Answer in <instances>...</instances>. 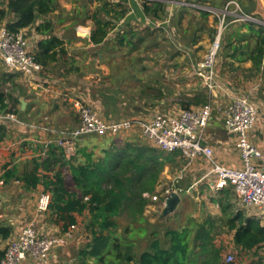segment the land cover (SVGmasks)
<instances>
[{"label":"rangeland","instance_id":"rangeland-1","mask_svg":"<svg viewBox=\"0 0 264 264\" xmlns=\"http://www.w3.org/2000/svg\"><path fill=\"white\" fill-rule=\"evenodd\" d=\"M105 1L114 3V0ZM135 1L141 2V0ZM168 1L165 2L169 3ZM209 1L211 0H174V4L178 2L175 7L177 10L171 11L169 9L170 5L167 4L169 15L163 22L157 21L148 25L132 21L126 26L124 21L121 20L116 23V28L109 32L105 43L96 47V53H100L101 56L94 57L93 55H86V52L90 51V54L92 53L90 48L93 45L89 44L84 38L85 34L81 32L82 28L77 27L76 31L79 34L77 36L73 27L84 25L85 32H91L93 24L90 17L96 13L102 2L99 0H56L54 11L44 18H38L36 23L40 24L43 20L52 22L53 32L56 31V33L64 35L68 41L72 42L68 45L69 52L77 58L76 66L78 68H75V73L73 72L72 75L67 76L70 78L62 80L63 76H60L68 68L57 64L51 73L52 80L56 81L54 82L56 87L70 88L74 86L76 88V94L72 95L74 99H81L94 108L100 116L116 121L124 119L146 120L158 112L172 113L185 110L184 107L187 104H190L188 109H194L199 107L192 104L194 97L200 92L205 93L208 95V103L213 108L211 120L205 130L206 142L212 144L209 145L214 149L215 146L220 147L221 145L217 141L221 139L224 132L223 107L232 98L238 96H246L259 106L258 101L264 99V85L261 81L262 74L255 73L250 68L249 62H232L231 59L227 58V55H229L227 53H232V50L228 49L224 53L222 49L226 37L234 34L240 24L231 14L234 12L232 8L228 10L231 13H226L228 14L226 16H232L233 19L228 21L225 18L227 26L221 31L222 39L220 38L221 41H219V51L216 58L215 68L220 89L216 96H212L203 87L197 74V66L218 34V27L222 18L221 12L224 11L229 0H216L219 2L220 8L224 6L222 10L212 8L208 3ZM248 1H250V6L253 7L255 13L264 19V0ZM0 2L4 7L8 0H0ZM179 6L214 13L209 16L210 19L208 17L205 20L196 11H189L185 14L181 27L177 28L174 22L176 18L174 17L179 12ZM99 17L109 19L103 13H99ZM56 18L62 19L63 23H55ZM12 20L13 15L8 14L0 27H6L8 22ZM72 20L73 23H71ZM68 22L69 24L64 27L63 24ZM200 24H203V28ZM121 30L135 33L131 38L133 46H128L125 43L123 45L119 44V36L123 34ZM211 30L216 31L214 38H212ZM21 31L25 34L28 50L32 52L40 38L35 33V25ZM239 32L243 33L245 29L242 28ZM127 37H131V34L128 33ZM138 39H142L143 42L139 43ZM78 40L81 41L76 43ZM76 69H79V71L77 72ZM8 75L11 74L7 72L0 59V85L3 84L4 79L9 77ZM12 75L17 76V78L20 77H18L19 74ZM52 101L54 103L57 99ZM57 105L60 107L59 111L53 113L52 119L56 128L70 129L76 127L79 121L72 103L62 101V98H60ZM18 134L19 136H16L15 142L17 143L16 153H18L19 158L13 157L10 162L5 161L4 163L12 164L17 171L29 170L32 168V160L35 159V155L40 150V144L24 141L20 137L22 134ZM140 142L147 143L136 129L114 137L87 136L72 141L69 147H63V149L69 157L71 156V163L76 165L82 163L85 159L78 151L80 149L92 152V158L99 159L105 156L104 150L110 151L114 145L116 148H121L126 143L137 144ZM168 165V170L172 174L171 183L166 184L169 180L164 176L162 177L163 174L160 175L158 181L162 188L174 185L173 188L179 192L181 202L172 214L164 216L162 202L148 199L149 203L143 212L144 221L133 223L134 227L145 229L144 236L136 240L140 249H144L146 243L152 240V233H156L161 243L167 246V239L164 238L166 231L181 229L190 223L189 220H203L207 216H221V212L218 216L210 214H213L217 209L214 202H210V200L216 201L218 199L217 192L203 189L202 192L205 191L203 195H197L196 191H190L186 195L183 194V191L191 185L192 179L187 174L185 175L186 161L180 155L174 156ZM65 177L68 186H70L67 172ZM0 181L2 182L1 176ZM41 188L26 191L23 189L21 182L14 180H11L8 185L0 184V227L11 229V235L7 240L2 239L0 236V250L13 238L20 227L30 223L34 225L40 234L49 235L60 232L59 230L54 231L55 227L51 226L52 221L47 213L38 214L35 211L37 196ZM158 189L160 190V187ZM157 190L155 188L154 192L149 195L151 197L157 195ZM126 214L122 213L116 218L118 224L117 234L123 233L124 227L128 223ZM77 221L78 225L72 239L68 241L67 245L56 251L55 261L48 260L47 263L42 264H85L81 260L80 252L85 249L91 239L90 232L86 228L90 216L85 212L83 215L77 216ZM224 233L225 230L222 226L215 238L216 246L222 249L221 264L224 263V256L228 253L234 256L233 264H264V246L255 251L243 252L235 246H230L226 236L221 239L220 236ZM31 264L37 263L33 260ZM87 264H93V260L91 258L87 259Z\"/></svg>","mask_w":264,"mask_h":264},{"label":"trees","instance_id":"trees-1","mask_svg":"<svg viewBox=\"0 0 264 264\" xmlns=\"http://www.w3.org/2000/svg\"><path fill=\"white\" fill-rule=\"evenodd\" d=\"M99 1L102 4L90 17L93 29L86 39L94 46L103 45L109 32L116 28V23L124 19L129 12L127 0H117L114 3ZM141 1L142 12L148 19L163 22L168 17L165 0ZM208 3L216 10L224 8V6L220 8L216 0ZM237 3L240 8L239 14L249 16L254 21H239V27L234 34L226 37L222 49L224 53L228 49L232 50V53H227L229 54L227 58L232 62H249L255 73L264 74V19L255 13L250 1L237 0ZM55 6L56 0H8L4 7L0 2V24L8 14H12L13 20L6 25L8 30L17 32L35 25V33L43 36V39L37 41L32 54L35 61L44 69L58 64L67 52L66 41L53 35L52 22L43 20L40 24L36 23L38 18H44L52 13ZM178 10L174 17L177 28L181 27L186 13L196 11L194 8L184 6H179ZM196 12L205 20L212 14L204 10ZM99 13H103L109 19H102ZM226 19L229 21L233 18L226 16ZM200 26L203 28V24ZM77 27L85 26L73 27L75 35L79 36ZM242 28L245 32L240 33ZM122 32L119 44L133 46L131 38L135 33ZM128 33L131 34L129 38ZM215 34L216 31L211 30L212 38ZM138 41L143 42L142 39ZM208 100V95L200 92L194 97L192 104L202 106L207 104ZM15 103L18 104V101L15 100ZM189 105H185L184 108L188 109ZM1 111L13 114L26 112L20 109L14 111L7 109L4 94L0 91ZM5 137L6 128L0 125V142ZM78 151L85 159L75 165L71 163V156L66 154L65 149L52 145L45 157L33 160L32 171L17 177L14 169H8L4 172L3 180L4 183H8L9 180L16 178L26 191H34L42 185L44 191L49 192L51 197L46 213L62 232L77 224V216L85 212L89 214L90 221L86 228L91 239L80 252L81 260L85 264L89 258L93 260V264H221L222 249L216 246L215 238L222 226L229 231L234 230L233 243L240 251L251 252L264 246V227L258 220L243 218L240 213L228 219L226 214L228 205L220 204V217L207 216L203 220H189L190 223L181 229L166 231L164 238L167 239V246L161 243L156 233H152L153 238L146 243L144 249L138 248L136 240L144 236L145 229L134 227L133 223L144 221L143 212L149 200L144 198L143 194L154 192L165 165L178 153H165L141 142L126 143L121 148L114 145L110 151L104 150L105 156L99 159H93V153L86 152L85 149ZM39 170L44 174L41 175ZM66 172L69 175L70 186L66 182ZM122 213H127L128 223L123 233L117 234L116 218ZM10 234L11 229L0 228L2 239L6 240ZM2 257L3 251L0 250V260Z\"/></svg>","mask_w":264,"mask_h":264},{"label":"built area","instance_id":"built-area-1","mask_svg":"<svg viewBox=\"0 0 264 264\" xmlns=\"http://www.w3.org/2000/svg\"><path fill=\"white\" fill-rule=\"evenodd\" d=\"M263 1V0H261ZM231 7V8H230ZM234 10L231 13L230 9ZM233 14L236 21H254L240 13L237 0H229L218 27V34L202 61L197 66V74L209 95L216 96L220 89L217 82L216 58L219 50L221 31L225 28L226 13ZM214 13V12H211ZM82 28V27H80ZM86 28H82L85 35ZM0 59L4 66L24 78L37 80L44 68L38 64L28 50V43L23 31L12 32L5 26L0 27ZM72 106L78 117V124L72 129H55L44 123L27 124L33 131H43L52 138L43 143L42 157L50 146L69 147L72 141L87 136L114 137L134 130L140 132L145 142L165 153H178L185 161L186 168L198 159H204L210 166L212 179L210 189L221 190L231 186L241 205L253 209L264 226V153L249 139V134L257 121V111L246 96L232 98L223 107L224 128L235 138L234 144L239 155V166L221 165L215 159L214 150L206 144L205 130L211 120L213 108L210 103L194 109H185L172 113H155L146 120L124 119L111 120L98 114L89 104L81 99H73ZM10 120L23 125L13 113L0 115V121ZM174 186V185H173ZM173 186L161 188L157 195L144 193L143 197L152 201H165L179 192ZM50 193L42 191L36 203V212L46 213L50 203ZM87 200V198H85ZM76 225L64 232L44 235L38 233L32 223L25 225L19 233L5 245L0 264H21L27 257L47 263L52 253L67 245L73 237ZM223 264H233L234 256L228 253Z\"/></svg>","mask_w":264,"mask_h":264},{"label":"crops","instance_id":"crops-1","mask_svg":"<svg viewBox=\"0 0 264 264\" xmlns=\"http://www.w3.org/2000/svg\"><path fill=\"white\" fill-rule=\"evenodd\" d=\"M113 2H117V0H114ZM168 2L169 3H167V4L170 5L169 6L170 8L169 7L168 8L171 11L177 10L175 7H176V4H178V2H176L175 4L173 3L174 0H169ZM141 3H142V1L141 2H137L135 0H128L127 1V5L129 7V12L127 13L126 17L124 19H122V22L124 21L125 25L127 23L132 22V21H138V22L145 23L148 25L150 23L153 24V22L154 23L157 22V21H152V20L148 19L143 14ZM79 9H81V8H79ZM166 10H168V9L166 8ZM209 19H210V17H209ZM56 20L54 21L55 23H57V22L63 23L62 19L59 20L56 18ZM64 20H66V19H64ZM208 22H210V21L208 20ZM68 24H69V22L65 23L63 25H64V27H66V25H68ZM92 29L93 28H91V30ZM53 35L63 39V41H66L67 52H66V55L59 61L58 65L61 64L63 67L68 68L66 72L61 74L60 77L63 76L61 79L63 80L66 78H70L67 76L72 75L73 72L75 73V71H74L75 68H78L76 66L77 65V63H76L77 58L75 56L71 55L69 52L68 45H70V43H72V42L68 41L64 35L56 33V31L53 32ZM39 37L40 38L38 39V41L43 39V36L39 35ZM88 37H89V34H86L84 38L87 39ZM79 41H81V40L76 41V43ZM96 47H98V46L93 45V47L90 48L92 53L90 54V51H89V52H86V55L87 54L89 56L93 55L94 57L95 56H101L100 53H96V51H95V50H97ZM70 48H71V46H70ZM56 65H52L48 69H44L40 78H38L37 80L24 78L21 74L10 72L6 68L7 72L11 75H8L9 77L7 79H4L3 84L0 85V91L4 94L5 103L7 104V109H10L12 111H14L16 109L21 110L20 101L24 100L26 103V106H25V109L21 110V111L26 110V112L24 114H14L17 117V119L23 123V125L17 124L15 122L10 121V120L0 121V125H3L6 128V137L4 138V140L2 142H0V176L2 178V182L0 181V184L8 185L11 180L20 182L19 180H16V178H14V179L9 180L8 183H4L3 175H4L5 170L14 169L17 177H19L20 175H22L26 172L32 171V169L34 167V164H33L34 159L32 160V168L29 170L23 169L21 171H17V169L14 168V166L12 164L4 163L5 161L10 162L13 157L19 156L18 153H16V151H17L16 144L17 143L15 142L16 136H19L18 133L22 134L20 136L22 138V140L28 141V142L34 143V144H40V150L35 155L36 156L35 159L42 157L41 153L43 150V143L45 142V140L52 138L49 134H47L43 131H38V130L33 131L32 129L27 127V124L44 123L45 125H49L55 129H62V128H56V126L52 120L53 116H54L53 113H57L59 111L60 107L57 104H59L60 98H62V101H67V102L72 103V100L74 99V97L72 95L76 94L75 93L76 88L74 86H72L70 88L56 87V83H54L56 81H54V79L52 80V74H51ZM73 66H74V68H73ZM78 71H79V69L77 70V72ZM12 74H19L18 77L19 76L20 77L17 78V76H13ZM261 77H262L261 81L264 85V74H262ZM50 83L55 84V85H51ZM263 88H264V86H263ZM263 94H264V91H263ZM53 99H57V101L52 103ZM15 100L18 101V104L15 103ZM251 103L254 105V107L257 111V121H256L254 128L251 130V132L249 134V139L253 145H255L262 153H264V99L258 101L259 106L255 103H253L252 101H251ZM4 114H7V112H4V111L0 112V115H4ZM152 116H150V117H152ZM150 117H148V118H150ZM223 121H224V118H223ZM223 127H224V122H223ZM65 129H67V128H65ZM70 129H72V128H70ZM234 141H235L234 136L228 134L224 128V132L222 133L221 139L219 141H217L221 146L220 147L215 146V149L213 148L214 154H215V159L217 160V162L219 164L224 165V166H229V167H238L239 166V155H238L237 149L235 148ZM206 144L209 145L210 143L208 144L206 142ZM210 145H212V144H210ZM202 163H204L205 165H203ZM1 164H3V165L1 166ZM168 168H169V165L167 163L164 167V171L162 172V174H163L162 177L164 176V177H166L167 180H169L168 183H166V184H169L172 181V179H170L172 177V174H171V171L168 170ZM39 172L41 175L44 174V172L42 170H39ZM184 173H185V175L187 174V176L190 177V179H192L191 185L183 191L184 195L188 194L190 191L191 192L196 191L197 195H203V193L205 192V191L202 192L203 189L211 190L210 185H209V183L212 179V175L210 174V166L208 165V163L204 159H198L197 161L192 163V165H190L188 168L184 169ZM40 187H42V188L39 191V194L44 190L42 185L41 186L39 185L37 187L38 190ZM158 187H160V189L162 188L160 186L159 181L157 183L156 190L158 189ZM157 191H159V189ZM211 191H214V190H211ZM215 192L218 193V195H217L218 199H216V201L210 200V202H212V203L214 202L215 208H217V209L213 214L210 213L211 215H216V216L220 215V204H225L226 206L228 205L227 209H226V214L229 215L228 219L232 218L235 215L240 213L243 218H246V219L247 218H254V219L258 220V222L260 223L261 226H263L262 222L258 219L255 210L247 209L241 205L239 199L236 197L231 186L228 185V186L222 188L221 190H218ZM39 194L37 196V199L39 197ZM36 203H37V200H36ZM35 211H36V204H35ZM41 214H45V213H41ZM77 225H78V221L76 224V228H77ZM24 226L20 227L17 230V232L15 233L13 238L19 233V231ZM51 226L55 227L54 231H57V230L60 231V228L58 225L51 223ZM223 229L225 230V233L223 235H221L220 238L222 239L223 236H226V240H227L228 244L230 246H234V243H233L234 230L229 231L226 229V227H223ZM75 230H74V232H75ZM60 232H62V231H60ZM74 232H73V234H74ZM3 249H1V251H3ZM55 255H56V251L54 253H52L49 261H55V259H56ZM32 261L33 260L30 257H27L21 264H31ZM35 263L42 264V263H38L37 261H35Z\"/></svg>","mask_w":264,"mask_h":264},{"label":"water","instance_id":"water-1","mask_svg":"<svg viewBox=\"0 0 264 264\" xmlns=\"http://www.w3.org/2000/svg\"><path fill=\"white\" fill-rule=\"evenodd\" d=\"M21 104V110L25 109L26 103L24 100L20 101ZM180 195H178L177 193H173L166 201H165V206L163 207V215L164 216H168L170 214H172L175 209L177 208V206L180 203Z\"/></svg>","mask_w":264,"mask_h":264}]
</instances>
